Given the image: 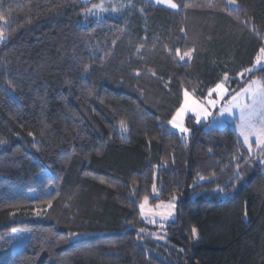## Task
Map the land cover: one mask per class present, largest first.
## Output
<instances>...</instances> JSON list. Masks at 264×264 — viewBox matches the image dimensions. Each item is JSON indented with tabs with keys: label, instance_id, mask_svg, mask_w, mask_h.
Segmentation results:
<instances>
[{
	"label": "trees",
	"instance_id": "trees-1",
	"mask_svg": "<svg viewBox=\"0 0 264 264\" xmlns=\"http://www.w3.org/2000/svg\"><path fill=\"white\" fill-rule=\"evenodd\" d=\"M227 1L82 22L80 0H0V264H264L254 156L230 126L192 125L187 142L168 126L183 91L264 88V66L247 74L264 0ZM153 191L178 197L164 246L140 234Z\"/></svg>",
	"mask_w": 264,
	"mask_h": 264
},
{
	"label": "rangeland",
	"instance_id": "rangeland-1",
	"mask_svg": "<svg viewBox=\"0 0 264 264\" xmlns=\"http://www.w3.org/2000/svg\"><path fill=\"white\" fill-rule=\"evenodd\" d=\"M86 5L82 14V22L87 19L101 20L105 17H119L125 9L134 6L137 0H80ZM157 7L177 10L173 0H144ZM230 9L236 10L238 5L234 0H228ZM0 22V43L5 39ZM264 66V50L257 56L254 65L247 74L256 72ZM202 126L205 131L222 129L230 126L236 133L243 146L254 156L255 164L264 171V88L262 77H254L241 89L230 93L224 84L214 87L208 96L200 100L192 93L183 91L182 101L168 126L183 142H187L191 134V126ZM261 151V152H259ZM33 194V193H32ZM232 193L222 192L225 199ZM156 196L145 198L139 205L140 218L145 225L140 228L143 241H152L160 246L170 244L167 240L165 227L175 220L178 197L165 202H151ZM29 237V231L22 230L11 235V250L16 254ZM197 237V235H196Z\"/></svg>",
	"mask_w": 264,
	"mask_h": 264
}]
</instances>
